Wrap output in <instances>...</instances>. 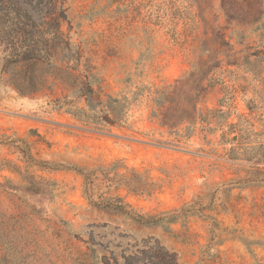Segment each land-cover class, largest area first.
Returning a JSON list of instances; mask_svg holds the SVG:
<instances>
[{
  "label": "rangeland",
  "instance_id": "374dc122",
  "mask_svg": "<svg viewBox=\"0 0 264 264\" xmlns=\"http://www.w3.org/2000/svg\"><path fill=\"white\" fill-rule=\"evenodd\" d=\"M46 2L23 9L39 23ZM62 3L92 101L128 106L100 131L59 108L89 112L59 80L21 97L0 46V164L25 169L14 141L52 165L29 169L40 194L0 170V264H264V0ZM75 169L96 171L94 199L178 219L147 227L94 206Z\"/></svg>",
  "mask_w": 264,
  "mask_h": 264
},
{
  "label": "trees",
  "instance_id": "16d2710c",
  "mask_svg": "<svg viewBox=\"0 0 264 264\" xmlns=\"http://www.w3.org/2000/svg\"><path fill=\"white\" fill-rule=\"evenodd\" d=\"M33 2L34 0H0V14H4V17L0 16V46L4 55L2 65L3 73L10 75L9 85L21 97H33L46 90L53 91L55 81L59 80L71 89L73 96L81 94V98H86L89 112L73 109L74 102H65L60 109L66 108V111L73 114L83 126L95 130L105 131L117 126L125 117L128 102L126 98L112 97H109L106 103L92 101L95 91L88 82L89 77L80 71L82 55L70 35L64 31L68 17L61 0H47L45 5L47 18L39 23L33 22L27 16L29 11L23 9L32 6ZM20 13L26 14V17L21 16V19L18 17V21H15L17 17H12L13 14L17 16ZM2 144L19 151L26 167L22 170L20 166L12 165L11 161H3L0 170L9 169L19 174L26 183V192L42 193L40 183L45 180L36 181L35 177L30 175L29 169L35 167L40 170L52 169V165L34 159L29 145L25 142H22L23 147L14 141ZM75 170L85 178V195L94 206L123 212L135 223L147 227L164 226L165 223H175L178 219L176 214L168 213L160 217L137 215L121 198H111L107 201L94 199V189L99 179L96 171ZM172 257L177 258V255L173 254Z\"/></svg>",
  "mask_w": 264,
  "mask_h": 264
},
{
  "label": "water",
  "instance_id": "95a60500",
  "mask_svg": "<svg viewBox=\"0 0 264 264\" xmlns=\"http://www.w3.org/2000/svg\"><path fill=\"white\" fill-rule=\"evenodd\" d=\"M53 124H57V123H54V122H53Z\"/></svg>",
  "mask_w": 264,
  "mask_h": 264
}]
</instances>
